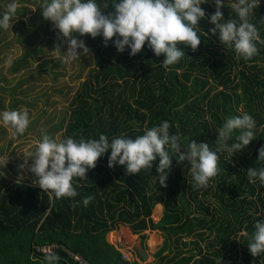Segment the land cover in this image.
I'll use <instances>...</instances> for the list:
<instances>
[{
  "label": "trees",
  "instance_id": "obj_1",
  "mask_svg": "<svg viewBox=\"0 0 264 264\" xmlns=\"http://www.w3.org/2000/svg\"><path fill=\"white\" fill-rule=\"evenodd\" d=\"M98 2L109 5L103 12L114 11V0ZM234 2L224 0L225 18H235ZM202 7L208 13L215 11L212 3ZM27 11L23 7L20 14ZM262 18L264 0L251 18L264 41ZM49 22L43 18L38 23ZM17 27L27 32L24 20ZM211 27L202 20L198 50L185 49L180 61L167 68L161 66L165 57L155 56L147 45L133 57L128 51L118 52L111 42L105 46L102 36L82 37L94 51L96 66L69 103V119L61 125L63 138H98L101 133L109 139L121 134L134 138L167 120L170 133L178 134L182 144L196 140L211 146L225 119L245 112L256 120V138L242 152L220 156L208 189L194 186L189 165L175 157L167 185L160 186L155 171L159 159L152 169L128 174L125 166L109 168L105 154L86 181L73 180L78 195L60 199L30 182H17L0 169V264H45V253L36 246L48 244L57 246V264H79L71 253L90 264H142L134 252L126 259L108 242L107 234L122 225L139 234L142 242L147 239L143 231L157 229L164 234L158 261L148 264H264V254L253 256L247 247L254 224L264 220V186L247 177L248 168L264 167V161L257 162V150L264 145V42H258V53L245 60L212 35ZM40 34L34 30L32 37ZM41 50L28 51L27 56ZM214 182L220 205L210 202ZM87 196L93 197L87 207L77 203ZM213 211L223 214L222 219ZM203 229L216 234L215 243L206 241ZM241 231L245 233L239 236ZM194 235L206 241L209 252L195 239L189 243L195 252L176 259L185 251L181 244L188 245L183 239ZM174 252L176 256L168 258Z\"/></svg>",
  "mask_w": 264,
  "mask_h": 264
},
{
  "label": "clouds",
  "instance_id": "obj_2",
  "mask_svg": "<svg viewBox=\"0 0 264 264\" xmlns=\"http://www.w3.org/2000/svg\"><path fill=\"white\" fill-rule=\"evenodd\" d=\"M261 2L235 0L232 4L235 18H225L224 0H114L111 4L114 11L107 13L102 8L109 5L101 6L98 0H44L39 9L42 17L53 23L57 38L66 42L67 49L63 51L66 61L91 55L85 39L81 38L90 35L102 36L105 46L111 42L118 52L128 51L133 57L147 45L155 56L165 57L161 66L167 68L180 61L185 49L198 50L202 41L200 22L204 19L213 25L211 34L218 36L226 48L234 49L237 56L245 60L255 56L258 42L264 41L251 18ZM206 3L214 4L215 11L206 12L202 7ZM17 9V0H9L0 9V30L9 29ZM7 63H11V58ZM0 124L12 129L14 136L22 135L30 124V114L26 109L5 110L0 112ZM170 127V122L164 120L134 138L121 134L111 139L101 133L98 138L67 136L57 140L41 130L34 153L25 156L18 165L20 179L27 171L34 177L33 186L58 199L74 198L78 192L73 180L86 181L89 170L95 169L97 161L109 154L108 167L125 166L128 174L152 169L159 159L155 171L160 186L167 185L175 157L179 163L186 161L189 165L194 186L207 187L217 174L220 156L225 152H242L257 136L256 120L247 112L226 118L216 130L211 146L196 140L182 144L178 134L170 133ZM257 151V162L264 161V145ZM247 177L250 183L258 180L264 186V167L248 168ZM92 199V196L83 197L77 203L87 207ZM247 247L253 256L264 254V220L254 224ZM59 259L52 251L43 255L45 264H57Z\"/></svg>",
  "mask_w": 264,
  "mask_h": 264
},
{
  "label": "rangeland",
  "instance_id": "obj_3",
  "mask_svg": "<svg viewBox=\"0 0 264 264\" xmlns=\"http://www.w3.org/2000/svg\"><path fill=\"white\" fill-rule=\"evenodd\" d=\"M8 2L9 0H0V9L5 8ZM43 2L44 0L30 2L17 0L18 9L11 26L8 30H0V112L26 109L30 114V124L22 135L14 136L12 129L0 124V169L9 178L14 177L19 181L30 183L33 182L34 177L31 173L24 171L23 179H20L21 169L18 165L23 163L25 156L34 153L36 143L41 137V130H45L57 140L63 139L64 129L61 125H63V120L66 123L69 119V103L96 66L95 54L90 46V56L66 61V54L63 51H66L67 44L57 38V30L54 29L53 23L51 21L43 25L38 23L43 19L39 9ZM23 7H28L25 16L20 14ZM20 20L26 22L27 32L18 30L17 26ZM34 30L41 32L38 38L32 37ZM57 46L60 49H57ZM38 48H41L42 52L27 56L28 51L32 53ZM25 56L27 58H24ZM9 58H11V63H7ZM216 184L214 182V188L210 189L209 197L211 203L220 205L221 202H218L215 196ZM209 187L207 185L206 189ZM213 213H215V217L222 219L223 214L214 211ZM126 227V225H122L112 232L120 233L125 231ZM203 231H205L203 237L206 238V241L215 243L216 234H211L208 229H203ZM111 233L107 234L110 239H112ZM142 233L147 235L144 242L139 234L132 233L137 246L142 245L149 255L148 260L142 261V264L154 263L158 261L156 253L164 246L166 238L157 229L146 230ZM244 233L245 231L239 232V236ZM154 237L156 239L152 243ZM195 239L200 240V244L206 247V241L196 235L185 237L183 242L188 245L181 244L185 251L176 259L195 252L191 251L194 245L189 244ZM215 245L218 248L222 247L221 244L216 243ZM205 252H209L207 247ZM137 255L136 258L142 260ZM167 255L168 258H172L176 256V252Z\"/></svg>",
  "mask_w": 264,
  "mask_h": 264
},
{
  "label": "crops",
  "instance_id": "obj_4",
  "mask_svg": "<svg viewBox=\"0 0 264 264\" xmlns=\"http://www.w3.org/2000/svg\"><path fill=\"white\" fill-rule=\"evenodd\" d=\"M132 235L133 234L131 233L130 229L126 227V230L121 231L120 233L116 234V232H112L111 233L112 239H110V237H107V240L109 243L114 244L117 247H119V249L123 253V256L125 253L128 254V257H125V258L130 260L133 252L135 254H137V252H138V249H137L138 246L136 243V239H134V238L132 239V237H131ZM138 261H139V263H142V261H145V260L138 259Z\"/></svg>",
  "mask_w": 264,
  "mask_h": 264
},
{
  "label": "built area",
  "instance_id": "obj_5",
  "mask_svg": "<svg viewBox=\"0 0 264 264\" xmlns=\"http://www.w3.org/2000/svg\"><path fill=\"white\" fill-rule=\"evenodd\" d=\"M56 245L55 244H48V245H43V246H36L37 251L39 252H43V253H47L48 251H52L54 253L55 249H56ZM72 257L79 263V264H90V262L87 260V258L85 259L84 257H82L79 254H72ZM124 256L128 257V254H124Z\"/></svg>",
  "mask_w": 264,
  "mask_h": 264
},
{
  "label": "water",
  "instance_id": "obj_6",
  "mask_svg": "<svg viewBox=\"0 0 264 264\" xmlns=\"http://www.w3.org/2000/svg\"><path fill=\"white\" fill-rule=\"evenodd\" d=\"M137 249H138V254H139V256H140L143 260L147 261L148 258H149V255H148L147 251L142 247V245L139 246Z\"/></svg>",
  "mask_w": 264,
  "mask_h": 264
},
{
  "label": "bare ground",
  "instance_id": "obj_7",
  "mask_svg": "<svg viewBox=\"0 0 264 264\" xmlns=\"http://www.w3.org/2000/svg\"><path fill=\"white\" fill-rule=\"evenodd\" d=\"M131 237H132V239H133V236H131ZM155 239H156V237L153 238L152 243L154 242Z\"/></svg>",
  "mask_w": 264,
  "mask_h": 264
}]
</instances>
